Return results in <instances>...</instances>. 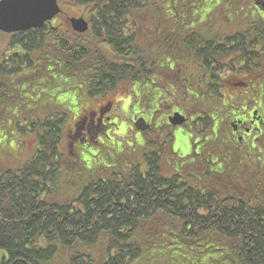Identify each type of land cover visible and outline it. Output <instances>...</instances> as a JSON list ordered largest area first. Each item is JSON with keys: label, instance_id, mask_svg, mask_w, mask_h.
Returning <instances> with one entry per match:
<instances>
[{"label": "trees", "instance_id": "obj_1", "mask_svg": "<svg viewBox=\"0 0 264 264\" xmlns=\"http://www.w3.org/2000/svg\"><path fill=\"white\" fill-rule=\"evenodd\" d=\"M256 1L251 10L244 0L228 1L243 18L235 20L239 25L229 33L226 15L216 33L204 25L209 12L221 6L215 0H58L61 8H79L89 23L87 31H73L60 13L39 28L0 32L6 37L0 46V124L36 138L29 159L16 167L0 165V249L5 252L0 264H49L63 252L66 264H264V138L242 150L225 143L214 127L218 104L194 99L195 85L200 89L196 78L203 76L219 96L217 59L254 49L250 37L264 34V27L250 23L264 21V16L254 18L253 10L264 13ZM186 58L192 63L189 69L197 71L184 86L192 104L188 116L181 106L170 113L184 115V123L174 126L164 119L165 125L157 126L165 150L150 141L157 149L144 155L143 164L126 162V170L114 159L103 166L97 156L90 166L65 164L60 144L67 114L52 109L70 110L66 99L52 96L70 91L71 83L82 85L90 98L126 84L140 92L138 114L155 127L150 103L158 110L169 91L182 99L177 86L164 85L159 71H181ZM22 91L41 92L43 109L50 112L8 122L4 115L13 108L8 101L19 102L18 108L27 103ZM191 116L195 118L189 121ZM197 123L205 137L190 151L182 150L176 130L187 126L198 131ZM61 163L81 177L86 170L90 175L74 184L77 196L64 201L53 198ZM163 163H170L169 174ZM92 166L115 170L104 178ZM101 242L103 250L94 254L92 246Z\"/></svg>", "mask_w": 264, "mask_h": 264}, {"label": "rangeland", "instance_id": "obj_2", "mask_svg": "<svg viewBox=\"0 0 264 264\" xmlns=\"http://www.w3.org/2000/svg\"><path fill=\"white\" fill-rule=\"evenodd\" d=\"M228 1L229 0H215V2L220 3L221 6H218L213 11L209 12V14L207 15L208 20L204 22V25L208 26V28L211 29V31H214L215 33L217 30L222 29V26L225 24L224 15L228 17L230 25V27L224 25V27H227L226 33H229L231 30L236 29L237 25H239L237 22L235 23V20H237V18L238 20L243 19L235 9H232V7L230 6L231 3H228ZM252 1L254 0H244V7L248 8L249 10L253 9ZM239 8V11H243L244 9L241 6H239ZM62 9L63 12L61 13V15L63 18H65L62 20H67L68 23V19L70 17L77 18L79 16H82L80 15L78 7L70 6L63 7ZM261 9L264 10V5H261ZM253 12L251 11L250 14L253 13L254 18L264 16L263 12H260V15L257 13L256 10H253ZM82 17L87 20L86 17ZM136 20L139 21V19L137 18ZM197 30H199V28L196 29V31ZM204 33H206V30H204ZM202 35L205 37L207 36L205 34ZM150 39L151 38H149L148 41H151ZM5 42L6 37L0 34V46H4ZM220 60L228 62V58H223ZM181 63L183 64L181 71H178V69H175V71H168L165 68H161V71L159 72H161L162 78L165 81V86H168L169 83H172L180 89L182 99L176 98L180 96L178 94H176L175 96L170 93L171 91H169V97L167 99H161V106L158 110L153 107L152 103H150L151 106L150 108H148L149 110H151L152 113L151 123H153V126L155 123L157 124L155 127H152L151 131L146 135L140 133L138 130H135V127L133 128L132 124V118L135 113H138L139 110L137 101H139L140 92H134L133 88L127 86L126 84H119L103 96L90 98L88 95L84 94L81 88L82 85H79L78 83H71L67 85V87L71 89L70 91L60 93L58 92L56 93L57 96H52L55 101L66 99V105L70 110L69 114L64 108L52 109V111L62 110L67 114L65 121L66 126L64 128L63 137L60 144V149L63 153V160L65 164L70 167V165L74 166V162H77L83 167L88 165L90 166L92 164V159L97 156V161L100 162L103 166L104 164H107L106 166H109L108 164H112L111 161L115 160L118 162L119 168L126 170V167H128L126 162H130L135 159L137 163L143 164L144 155L148 151H153L154 149H157L156 147L147 144L150 143V141H155L156 143L158 142L160 146H164L163 144L166 139L165 137H163L162 134L160 135V133H157V126H164V119H167V116L170 115L172 109L178 106H181V108L185 110V115H187V112L188 110H190L192 104V102L188 100V94L185 95V93H187V90H184V86H186V88L189 87V85L192 83L191 81L195 80H191V78L194 74H197V71H195L193 67L189 69V67L192 65V63L190 62V58L182 59ZM178 77L181 81L178 80ZM196 82L200 89H198L197 85H195V90L197 91L198 95L194 99L200 101L202 100V102H206V100H208V102L214 104L217 101V95H215V93L208 88L207 78H205V76H203V79L196 78ZM151 85L153 88L158 89V85L155 82ZM41 92L44 91L42 90ZM41 92L38 93V95H35L27 91H22L20 94L24 95L26 93L27 95V103L22 105L20 108H18L19 102L17 103L16 101L15 104H12L11 101H8L10 108H13L9 109L7 114L5 113L4 116L6 117V120L10 122L16 117L15 119H18L20 122L23 123L24 120L27 118H43L44 114L49 113L50 110L43 109V100H41L40 98ZM191 96L194 97V94ZM168 99H171V101H167ZM177 100L179 102L180 100L182 101L178 103ZM153 102L155 104V100ZM109 103H111L113 107L111 111L112 117L110 118L113 122H109L105 118V116L108 115V113L105 111L104 114L106 113V115L104 116V125L100 128V130L95 131L92 130L90 127L91 130L89 129L88 131V126L87 129H80V123L78 124L79 127L77 129H74V123L76 124L78 115L80 113H84L85 110L97 109L102 105H104V108H106ZM51 106H54V104H51ZM35 107V113L31 112L30 109H33ZM18 109L19 112L17 111ZM154 109L155 111L152 112ZM3 112L4 110H0V115L3 114ZM146 115H148V112L146 113ZM193 118H195V116H191L189 118V121H192ZM199 124L197 123L194 126L195 130H198ZM1 125L3 124H0V165L2 167H16L18 164L29 159V156L35 150V135L30 132L23 133L19 131L16 127H10L9 129H6L4 126ZM203 128L204 127L199 129L198 131H193L192 128L188 129L187 126L185 130H181L180 128L177 129L176 138L178 139V141L176 142V145H180L182 150L190 151L193 143H195V145L197 144L196 142L198 138L203 139L202 137H205L206 131L203 132ZM209 130L210 128L208 129V131ZM162 132L164 133V131ZM208 134L209 133H206V135ZM79 145L81 146L80 149L78 148ZM162 148L165 150L166 146ZM163 149L161 151H164ZM79 154H82L83 157ZM78 156L80 158H78ZM190 165L192 166V164ZM92 167L94 174L99 173L101 176H104V178L108 176V170H115L105 169V171H102V168L98 166ZM162 169L165 174H169L171 172L170 163H163ZM191 171H197L195 170V166L192 167ZM85 173L86 174L81 177L80 174L70 169L68 170L66 166L61 163V177L59 180V189L56 191L53 198L58 201H64L75 198L78 194V189H74L76 183L82 184L90 178V175H88L87 170L85 171ZM104 241H106V239ZM104 246L105 243H96L92 246L91 250L94 252V254H100V251L103 250ZM4 255L5 252L0 249V262L1 258ZM67 259V254L63 252L60 256H58L54 261L49 264H66Z\"/></svg>", "mask_w": 264, "mask_h": 264}, {"label": "flooded vegetation", "instance_id": "obj_3", "mask_svg": "<svg viewBox=\"0 0 264 264\" xmlns=\"http://www.w3.org/2000/svg\"><path fill=\"white\" fill-rule=\"evenodd\" d=\"M256 4L261 7L264 0H258ZM250 23L264 27L262 20H250ZM250 38L256 41L254 49L250 48L245 52L233 51L224 57L228 58V62H222L220 59L216 61L219 64L216 71L219 96L213 118L214 127L218 129L225 143L229 140L232 146L241 150L256 146V141L264 138V34L260 38ZM112 109V104L109 103L106 108L102 105L97 109L85 110L78 115L74 129H77L80 123V129H87L88 126V131L90 127L95 131L100 130L104 125L105 111L108 113L105 118L113 122L110 119ZM134 117L145 118L138 113ZM165 124H169L168 121ZM219 157L226 158L222 154Z\"/></svg>", "mask_w": 264, "mask_h": 264}, {"label": "water", "instance_id": "obj_4", "mask_svg": "<svg viewBox=\"0 0 264 264\" xmlns=\"http://www.w3.org/2000/svg\"><path fill=\"white\" fill-rule=\"evenodd\" d=\"M60 11L57 0H0V31L14 33L39 28ZM69 22L76 32L83 33L88 29V23L83 17H70ZM168 120L170 124L178 125L185 121V117L175 112ZM135 126L145 130L149 125L143 118H139L136 119Z\"/></svg>", "mask_w": 264, "mask_h": 264}]
</instances>
